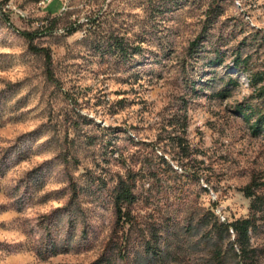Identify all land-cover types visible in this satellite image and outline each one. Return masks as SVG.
<instances>
[{"label": "rangeland", "instance_id": "1", "mask_svg": "<svg viewBox=\"0 0 264 264\" xmlns=\"http://www.w3.org/2000/svg\"><path fill=\"white\" fill-rule=\"evenodd\" d=\"M38 1L0 0V264H91L113 253L109 192L128 174L138 200L113 264H145L153 225L178 264H213L206 225L184 227L212 212L246 217L240 189L253 178L264 194V135L240 109L264 106L255 90L264 80L251 81L264 73V0H66L65 10ZM31 45L49 50L52 78ZM71 180L69 232L67 211L56 210L69 205ZM65 238L67 251L44 252L47 239ZM251 244L264 247V226ZM223 249L220 264H234L227 241Z\"/></svg>", "mask_w": 264, "mask_h": 264}, {"label": "trees", "instance_id": "2", "mask_svg": "<svg viewBox=\"0 0 264 264\" xmlns=\"http://www.w3.org/2000/svg\"><path fill=\"white\" fill-rule=\"evenodd\" d=\"M49 12V11H48ZM55 17L52 18L54 20ZM76 28H71L69 32L72 33ZM27 37L32 40L31 34H28ZM199 38L191 42L189 47V56L194 57L197 55L198 50H196V44L199 42ZM34 52L43 53L46 61L47 74L49 77L52 76V70L50 68L52 57L48 49L38 48L36 46H30ZM221 61V56L217 55L213 58L212 63H218ZM245 63L244 60H240L239 56L235 57L234 64L242 67ZM232 78H230V81ZM264 80V73L258 72L252 76L251 81H253L252 86L256 85L257 82ZM255 81V82H254ZM234 82V80H232ZM258 91V97L264 102V84L256 88ZM247 108H240L243 111V116L250 120L251 117L255 116V120L251 125L252 131L254 134H263L264 135V106L260 107L261 109H253L249 106ZM72 184V196L69 202V205L57 209L56 211L66 210L68 213V228L69 232L73 229L74 222L76 221L75 216H73L74 207L77 206L76 202L72 203V198L75 199L77 192L75 190V184L71 180ZM104 185L99 186L102 188ZM136 188V178L133 174H128L126 177H119L118 181L115 183L113 188L110 190L109 197L114 208L116 225L115 229L112 231L111 237L109 238L106 244V250L111 248L114 257L124 258L125 253L122 251L124 239H127V236L124 237V227L126 225L132 226L133 224V215H132V205L138 200V194L135 191ZM260 188V182H257L253 178L248 184L242 187L240 190L243 192V195L250 199L249 204V213L244 218H238L233 221H220L217 216L212 212L210 213L209 219L205 215H202L198 218L196 223V228L192 223L187 224L184 227V230L187 232L195 231V234L199 232L198 227L206 225V232L201 234V237H206V243L211 245V253L213 264H220L224 261L226 250L223 249L224 242L227 241L229 250L233 252L234 256L237 258V261L234 264H258L260 254L264 255V247L259 248L252 246L251 236L255 233L259 226H264V194L258 192ZM75 197V198H74ZM75 204V205H74ZM74 206V207H72ZM55 211V212H56ZM258 221H260L258 224ZM167 223V222H166ZM148 238H144L141 242V250L139 261L145 264H178L177 260L171 256V250L165 249L159 242V234L155 225L148 228ZM197 229V230H196ZM122 231V234H119V231ZM128 231V229H127ZM83 238L87 236V230L84 228L82 230ZM48 238L49 235H47ZM227 239V240H226ZM67 238L64 239V244L59 246V244L53 239H47V242L44 247V252L47 255L52 256L65 252L69 249L67 245ZM106 252V251H105ZM103 254L96 261L91 264H113L111 255L113 254ZM121 258V259H122Z\"/></svg>", "mask_w": 264, "mask_h": 264}, {"label": "built area", "instance_id": "3", "mask_svg": "<svg viewBox=\"0 0 264 264\" xmlns=\"http://www.w3.org/2000/svg\"><path fill=\"white\" fill-rule=\"evenodd\" d=\"M53 2V0H39L38 2H37V5H38V7H40V8H42V9H44V8H46V7H48V5H50L51 3ZM62 5H63V7H62V9L61 10H65V8H66V0H62ZM5 7H9V4L8 3H5V4H3ZM19 13H20V15L21 16H24L25 14L23 13V12H21V11H19ZM58 31H61V32H64V29H58Z\"/></svg>", "mask_w": 264, "mask_h": 264}]
</instances>
